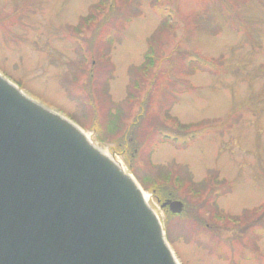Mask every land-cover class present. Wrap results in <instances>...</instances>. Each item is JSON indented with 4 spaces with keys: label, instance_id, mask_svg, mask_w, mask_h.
Instances as JSON below:
<instances>
[{
    "label": "rangeland",
    "instance_id": "374dc122",
    "mask_svg": "<svg viewBox=\"0 0 264 264\" xmlns=\"http://www.w3.org/2000/svg\"><path fill=\"white\" fill-rule=\"evenodd\" d=\"M99 1L0 0V74L29 98L79 126L96 146L133 176L157 214L178 264H264V231L263 238L256 239L257 254H248L250 259L241 257L238 261L243 250H252L249 246L244 248L243 243L244 237L252 240L253 232L224 217L216 219L210 215L214 210L208 205L214 198L211 194L207 203L203 201L200 217L211 227L209 237L223 242L218 252L199 237L203 228L193 216L186 214L167 224L160 203L137 178L145 174L149 162L188 172L197 189L202 186L198 181L209 176L212 183L218 175V180H225L229 188L218 198V210L246 217L250 209L264 207V0L241 2L236 6L238 18L235 14L232 19L223 14L218 0H160L161 4L155 0H108L116 2V9L108 19L109 25L101 26L100 33L95 31V37L111 36L108 44L112 48L101 61L97 48L103 43L99 45L96 40L91 52L87 50V59H83L73 33ZM155 5L173 10L171 27L162 34L158 31L163 19ZM108 9L106 6L104 12ZM93 25L78 30L83 45L93 35ZM156 39V64L142 73L139 66L144 53L149 41ZM194 54L220 59L222 67L217 74L187 76L184 63ZM134 83L139 86L131 93L134 98L129 99V88ZM105 88L108 95L101 93L103 90L105 94ZM90 89L92 104L99 112H95L97 122L103 126L110 118L104 108L113 103L115 114L118 109L122 112V129L133 122L141 99L147 96V114L134 135L138 142L133 146L136 175L122 155L111 151L113 143H99L95 132L85 126L90 117H83L84 108L89 115L93 110L89 105ZM168 115L176 123L201 122L209 126H203L194 141L179 149L161 143L159 136H152L148 129L149 125L174 129ZM121 133L106 138L111 140ZM183 187L181 195L190 198L187 186ZM208 192L211 188L205 189L198 199L192 198L188 209L191 204L202 202ZM251 214L264 218L262 212ZM256 228L264 230L262 223Z\"/></svg>",
    "mask_w": 264,
    "mask_h": 264
},
{
    "label": "water",
    "instance_id": "95a60500",
    "mask_svg": "<svg viewBox=\"0 0 264 264\" xmlns=\"http://www.w3.org/2000/svg\"><path fill=\"white\" fill-rule=\"evenodd\" d=\"M0 264H178L133 176L2 74Z\"/></svg>",
    "mask_w": 264,
    "mask_h": 264
},
{
    "label": "trees",
    "instance_id": "16d2710c",
    "mask_svg": "<svg viewBox=\"0 0 264 264\" xmlns=\"http://www.w3.org/2000/svg\"><path fill=\"white\" fill-rule=\"evenodd\" d=\"M219 3L222 5L223 7V14H225L227 17H229L230 19H232L231 17H234L235 14L238 18L237 12H236V6H238L241 2H245L246 0H238V1H234V0H218ZM155 2L157 4H161L160 0H155ZM106 6L109 7L108 10H106L104 12V8H106ZM119 7V6H118ZM114 9H116V2H108V0H100L99 3L96 6H93V8L91 10H93V12L89 13V15L85 16L82 19L81 22V27H88L91 26L92 24H94L92 27V36L90 38V40L87 42V44L82 43L81 39L79 38L80 35L78 33V30L81 28H76L75 27V33H73V39L74 42L76 44V47L79 48V50L81 51V55L83 56V59H87V50L91 52L92 47H94V44L97 40L96 43H98L99 45H102L100 43H103V45L99 48H97V51L99 53V59L102 61V59L104 60L106 55H108V52L111 50L112 48V44L109 45L112 41H110L111 39H113L111 36L108 37H101V34H98L95 37V33H100L99 32V28H101V26L104 25H109L108 23L110 22L108 19L110 17V15H113V11ZM155 9L158 11L159 15L161 16V18L163 19L162 22V27L160 28V30L158 32H160L162 34L163 31H165L166 28H170L171 27V19L173 16V10L169 7V10H165L162 9L160 7V5H155ZM165 10V11H164ZM112 13V14H111ZM198 18V17H197ZM195 19V18H194ZM203 24V22H202ZM201 24V25H202ZM243 25V24H242ZM96 31V32H95ZM218 32V31H217ZM216 32V33H217ZM104 41V42H102ZM158 41L157 39L155 41L150 42L149 41V48L148 50L144 53L143 56V61L141 63V65L139 66V69H141L142 73H145L148 69H151L155 64H156V58L154 57V49H153V45L156 44ZM109 43V44H108ZM105 46L109 47V48H105ZM86 55V56H85ZM194 58H191L190 60H186L184 63V72L186 73L187 76H190L194 73H211V74H217L219 69L222 67V63L220 59H207L204 57H198L192 55ZM93 57V55H92ZM107 57V56H106ZM95 59L92 58V61H94ZM90 73V72H89ZM74 80V79H73ZM107 82H104V85ZM183 83H179V85H182ZM139 86V84H133L132 87L134 88H129V99L134 98L133 95L131 94L133 91H135L137 89V87ZM108 89V86H107ZM106 90L105 94L104 91L102 90L101 93H103L102 95H108V90ZM98 91H96L97 93ZM89 95H90V99H89V105L93 106L92 104V90H89ZM145 99L142 101H140V109L139 112H137L134 115V120L133 122L127 126V128L124 127V129H122L123 127H121L122 123V118H121V114L120 113V109L117 110V114H115V108L112 105H106L104 109H106L104 112L105 114L108 115L107 118L104 121V124L102 126V124H99L97 122V117H98V113L95 110V106L91 107L90 109L92 110V114L89 115V112L87 109L84 108V111L82 113L83 117L85 119H87L88 117H90V122L89 124L85 125L88 126L87 128L89 130H93L96 134V140L101 143V144H106V143H113V146H111V151L114 154H119L123 156V159L125 160L127 166L129 167V170L131 171V173L135 174L136 171V167L134 166V158H135V148H133L134 146V142L136 143V140L134 139V135L138 132L137 128L141 125V122H143V119L145 118V115L147 114L146 112V108H147V96L144 97ZM116 108H118L117 106H115ZM113 111V112H112ZM97 114H96V113ZM103 112V113H104ZM168 113V112H167ZM118 115V116H117ZM169 116V115H168ZM169 120L173 121V123L175 124V128H171V126H152L149 125L148 129L149 132L152 136L158 135L160 138V142L161 143H167V144H171L174 145L176 147H181L179 149H183L184 147L188 146L189 143L191 141H194L197 137V133L200 132V130L203 128V126L206 125V123H189V124H180V123H176V121H174L175 119H173V117L169 116ZM117 123H120L119 127L117 128ZM162 126V127H161ZM206 126H209L208 124ZM212 126V125H210ZM122 132V133H121ZM171 132V133H170ZM121 133V135L116 136L115 138H112L111 140H109L108 138H106V136L108 135H115ZM188 138V139H186ZM138 144V142L136 143ZM154 145V144H152ZM138 146V145H137ZM150 165L146 168L145 170V174H140L141 176L137 178L141 181V183L143 184L144 188L146 191L151 192L154 197L156 198L157 202H159L160 204L167 200V199H180L182 200L183 203H185V209L184 212H182L181 214L175 215V214H171L166 208H164V212L166 213V217H167V224L173 220V219H180L183 216H186V214H189L190 216L194 217V221L197 222L199 228H203V230H201L200 232H198L199 237L204 240L205 242H208L210 244V249L214 250V252H218L220 251V249L222 248L223 242L221 240L218 241V238H210L209 237V233L211 230V227H209L207 225V223L205 222V220H203V218H201L200 216V208L202 207V205L205 204V202L209 201L210 198V194L212 195L213 200L211 202H208V205L210 206V208L212 207L214 210L211 211V213H209L210 215H212L214 218L216 219H221V218H226V220L228 222H231L233 225L235 226H239L240 228H243L244 230L250 228V230L253 232V237L252 240L249 241V239H251V237H244L245 243H243L244 248H247V246H249V250L248 252L244 253L245 251L243 250L242 253L240 254V259H238V261H241V257H243V259L247 260L250 259V257H248V254H257L256 251H254V249L258 248L257 247V241L256 239H261L263 238L261 235V232H263L264 230H258V228H256V226L260 223H262V227L264 228V223L262 220H264V218L261 216H255L253 214H251V211L255 213L258 212H262V214H264V207H262L261 205L258 207H254L252 209H250V211H248V215L246 217H242L244 216L242 213L238 214V215H229V214H224L223 211L218 210V205H217V200L220 196H222L223 194H225V192L229 191V188L227 186V183L225 182V180H218L220 179L218 177V175H215L213 177L214 182L211 183L209 176L207 178H205L204 180L198 181L201 182L202 186L203 184H206V187H200L199 189L196 188V182H193V180H190L191 177L189 176L188 172H183L180 169H173L168 167L167 165H156L153 166V164L151 165V162H149ZM174 170H179L178 173H176V171ZM136 175V174H135ZM183 185L187 186V190L190 192V198H188V196H183L181 195V188H184ZM186 188V187H185ZM184 188V189H185ZM209 189L211 188V192H208L206 197H202V202H196L197 204H191L190 209H188L189 207V202L191 201V199L193 198H197L201 195V193H203V191L205 189ZM221 190V192H218V190ZM203 201H205L203 203ZM206 202V203H207ZM193 203V201H192ZM199 203V204H198ZM201 204V206L199 207V205ZM244 225V227H241L240 225ZM260 228V227H259ZM263 234V233H262ZM242 236H239V238H241ZM169 238V235L167 234V239ZM254 240V241H253ZM251 242V243H250ZM247 244V245H246ZM219 257H221V255H219ZM234 262V261H233Z\"/></svg>",
    "mask_w": 264,
    "mask_h": 264
},
{
    "label": "bare ground",
    "instance_id": "6f19581e",
    "mask_svg": "<svg viewBox=\"0 0 264 264\" xmlns=\"http://www.w3.org/2000/svg\"><path fill=\"white\" fill-rule=\"evenodd\" d=\"M100 150H102L100 147H99ZM103 153L107 154V152H105L104 150H102ZM110 156V155H109ZM145 196V194H144ZM145 199L147 200V197L145 196ZM174 255V254H173ZM175 257V256H174ZM176 259V258H175ZM178 263V262H177Z\"/></svg>",
    "mask_w": 264,
    "mask_h": 264
}]
</instances>
